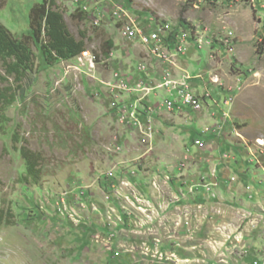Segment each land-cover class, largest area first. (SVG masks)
<instances>
[{"label": "rangeland", "instance_id": "1", "mask_svg": "<svg viewBox=\"0 0 264 264\" xmlns=\"http://www.w3.org/2000/svg\"><path fill=\"white\" fill-rule=\"evenodd\" d=\"M44 1L0 0V23L34 54L18 80L0 60V264H264V0H112L190 45L194 61L180 64L218 81V114L231 115L221 133L216 120H118L106 86L114 70L145 79L137 56L154 63L126 42L111 7L92 2L85 16L58 1L97 69L80 74L75 59L46 67L29 37ZM168 99L159 91L151 101Z\"/></svg>", "mask_w": 264, "mask_h": 264}, {"label": "built area", "instance_id": "2", "mask_svg": "<svg viewBox=\"0 0 264 264\" xmlns=\"http://www.w3.org/2000/svg\"><path fill=\"white\" fill-rule=\"evenodd\" d=\"M102 1L101 3V0H74V3L79 12L85 16L91 12L92 2L97 6V12L101 9L103 13H106V9L111 7L110 11H112V13L110 18L115 20L116 24L119 26V30H121L122 34L126 35V42L131 47H135L138 43H146L148 45V51L155 56V68H157V70L158 63H166V70H159L161 72V78L153 81L135 78L131 75V70H114V80L106 83V86L109 88L108 91L110 95L118 102L115 115L119 116V121H147L150 124L152 122L155 124L154 116L163 110L179 114L191 112L198 115L205 111L207 102L210 100L217 106H220V102L214 98L210 91L211 85L218 84V81L211 79L210 84L206 83L205 79L207 78V74L194 77L188 70H184L180 64L181 59L188 55L190 45H185V48L182 50H174V56L171 58H163L160 56V52H154V44H159L160 41V28L162 22H157L152 17L145 20L141 18L133 19L123 6L115 5L112 0ZM252 2L255 3L256 1ZM95 15L96 14L93 13V17L91 18H96ZM95 20L96 22H100V19ZM172 40L173 38H171L170 46L167 48H171ZM199 43V47L203 45V42ZM75 60L77 61L74 67L75 71L80 74L87 72L89 76L92 77V74L97 69V59H95L91 52L85 51ZM111 62H113V59ZM114 62L116 63V61ZM140 71L149 73L144 60L140 63ZM159 91L169 94L174 100L168 99L162 103L152 102V96ZM195 93L205 94V104H198V101H195ZM155 97L160 98L157 95H155ZM231 102L232 100L225 101V105L230 106ZM230 117V113L227 112H223L222 115L216 114L215 131L217 133L223 131V127L230 120ZM150 126V130H152L153 126ZM260 144L262 143L260 142ZM198 145H200L199 142H197V146ZM109 178L112 179L113 174L109 175ZM216 186V184L212 183L206 184L204 188H206L207 193H209ZM59 202H61V200L58 201V205ZM61 206L64 205L62 204L59 207Z\"/></svg>", "mask_w": 264, "mask_h": 264}, {"label": "trees", "instance_id": "3", "mask_svg": "<svg viewBox=\"0 0 264 264\" xmlns=\"http://www.w3.org/2000/svg\"><path fill=\"white\" fill-rule=\"evenodd\" d=\"M58 1L60 0H45L43 4L32 9L30 16L31 36L29 37L40 50L46 67L76 59L86 50L84 39L78 41L70 33L64 15L57 8ZM106 47L104 54L108 56L114 47L113 41H108ZM0 60L5 66L6 76L17 80L32 71L34 66V54L27 43L15 37L1 23ZM5 122L4 115L0 113V129ZM23 156L28 165L29 176L36 178L39 171H35V157L27 150H23Z\"/></svg>", "mask_w": 264, "mask_h": 264}, {"label": "crops", "instance_id": "4", "mask_svg": "<svg viewBox=\"0 0 264 264\" xmlns=\"http://www.w3.org/2000/svg\"><path fill=\"white\" fill-rule=\"evenodd\" d=\"M145 49H147V48H145ZM143 51L147 57L146 61L151 62L152 64L154 63V67H153V65H151V68H150V66H147V71H149V73H146L145 80L153 81L155 79L161 78V74H160L161 72L159 70H157V68H155V61H153V58L151 57L150 53L149 52L147 53L144 49H143ZM147 51H148V49H147ZM194 57H195V54H193V52L190 51V53L185 58H183L182 63L186 64V66H189V63L194 61ZM137 58H138L137 61H139L140 63L143 62L142 56H138ZM118 63L119 62H117V67H119ZM121 64H123V61ZM158 65L161 66L160 70H164L163 66L161 64L158 63ZM116 70L117 71L118 70L124 71L123 67H122V69L117 68ZM125 71H128V69H126ZM136 78H139V77H136ZM213 96L218 102H220V99L222 96H220L219 91L215 90V94H213ZM215 109H217V108H216L214 102L212 100H210L207 102V106L205 108V111L201 114L196 115L193 113L190 114L188 112L183 113V114H179L176 112H168L166 110H163L162 112H160L159 114L154 116V121H156V124H158V125L160 124L161 126H162V124L166 123L165 121H189L190 125L194 124L195 121H215V115H216V113L218 114V112H219L218 109L217 110H215ZM214 112H216V113L214 114ZM211 115H213V116L211 117ZM202 191H203V189H202ZM175 209H177V207ZM249 263H251V260L249 262H247L246 264H249Z\"/></svg>", "mask_w": 264, "mask_h": 264}, {"label": "bare ground", "instance_id": "5", "mask_svg": "<svg viewBox=\"0 0 264 264\" xmlns=\"http://www.w3.org/2000/svg\"><path fill=\"white\" fill-rule=\"evenodd\" d=\"M145 48L148 49V45L146 43H140ZM186 41L181 37H177V39L173 40L171 43V48H167L170 46L169 39L166 35L164 27L160 28V41L159 44H154V52H160V56L163 58H171L174 56V50H182L185 48ZM149 52V51H148ZM151 57L155 59V56L149 52ZM195 101H198V104H205V95L204 99H201L198 93H195Z\"/></svg>", "mask_w": 264, "mask_h": 264}]
</instances>
